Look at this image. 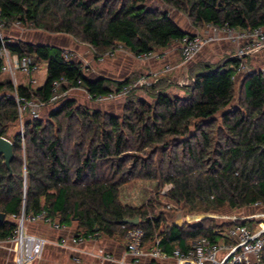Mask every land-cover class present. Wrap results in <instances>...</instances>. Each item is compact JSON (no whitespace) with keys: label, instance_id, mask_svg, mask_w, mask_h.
Instances as JSON below:
<instances>
[{"label":"trees","instance_id":"16d2710c","mask_svg":"<svg viewBox=\"0 0 264 264\" xmlns=\"http://www.w3.org/2000/svg\"><path fill=\"white\" fill-rule=\"evenodd\" d=\"M162 1L197 30L208 24L264 28V0ZM0 19L4 28L20 23L70 35L93 48L97 59L119 45L138 56L193 35L149 0H0ZM4 47L30 57L37 67L46 64L47 78L38 87L0 78V138L14 149L10 169L0 156V213L6 214L1 240L17 227L12 217L23 212L46 211L62 225L76 222L74 235L120 236L125 246L127 230L141 227L148 247L157 241L169 253L187 250L204 237L225 241L230 228L250 224H175L156 200L142 206L122 202L121 189L136 180L157 182L159 188L171 185L165 196L190 211L238 210L257 202L264 208V74L255 69L244 76L236 105V83L243 73L236 52L223 63L200 65L192 83L182 86L184 96L171 95L172 82L160 78L143 87L153 102L131 95L123 115L116 116L80 107L69 93L79 87L106 95L132 83L131 78L91 77L56 44L1 38L0 76ZM62 78L69 84L59 93L67 94L51 102L53 83ZM15 93L52 107L48 118L29 112L21 117ZM136 217L138 225L125 223Z\"/></svg>","mask_w":264,"mask_h":264},{"label":"rangeland","instance_id":"374dc122","mask_svg":"<svg viewBox=\"0 0 264 264\" xmlns=\"http://www.w3.org/2000/svg\"><path fill=\"white\" fill-rule=\"evenodd\" d=\"M149 3L161 9L169 10L175 21L191 34L208 32L206 27L204 31L203 29L197 30L194 28L186 15L167 6L162 0H149ZM2 34L4 39L10 41L56 44L62 47L69 56L72 55L76 61L80 62L83 69L91 77L103 76L118 81L131 78L132 81L138 82L137 87L132 91L133 93L129 92L125 96L103 101H96L90 98L82 89H71L69 96L75 99L80 107L86 108L89 111H100L101 113L113 114L116 116L123 115L124 107L131 95L141 97L148 102H153V99L145 93L143 87L144 85H150L160 78H167L172 82L173 85L168 88V92L171 95L184 96L182 86L192 83L193 76L200 70V65L203 63H223L227 58L235 55L237 48L236 45L232 44L230 41L221 39L217 41L216 44L205 47L189 63H183L181 58V44L177 42L171 45L168 53H166L165 59L151 60H141L128 49L119 45L116 48L117 51L114 57H106L103 61H99L95 57L93 48L77 41L70 35L52 34L32 27L22 26L20 23H15L8 28L5 27ZM155 52L161 54L163 50L156 49ZM166 65H171L173 69L171 71H166ZM248 65V69L243 71L239 81L236 83V105L239 102L241 82L244 76L255 69L264 72V50L252 56L248 60ZM46 77V64L41 63L35 72L37 83L34 87L44 84ZM0 78H10L16 86L23 83L28 84V78L19 71L16 72L15 79L9 72H4V74H1ZM51 109L52 107L49 106L43 107L40 109L39 115L47 119ZM22 123L21 121L20 124ZM16 129H18V126L12 127L11 132L14 133ZM165 189L166 186L164 188H159L157 182L154 181L136 180L125 185L121 189V200L123 203L131 206H142L146 205L150 199L156 200L159 205L163 207L164 211L168 213L169 220L179 225L204 224L206 226H216L224 223H241L245 220H248V222L252 224L253 222L256 223L264 219V208L255 206L238 210L225 207L214 212L190 211L183 205L171 203L167 196H165L167 193L164 192ZM160 210L161 209L158 208L156 213ZM26 227L30 233L40 235L48 240L42 258L33 264H76L73 258L70 257L72 252L55 244L57 239L61 236L73 235L77 231L76 222H74L72 226H69L66 232L57 231L53 229L51 225L43 222L27 223ZM119 238L120 236L114 239L102 236L98 244L102 248L108 250H113L115 246L123 248L124 240ZM98 261L100 264H108L100 260ZM0 264H14L13 255L1 245Z\"/></svg>","mask_w":264,"mask_h":264},{"label":"built area","instance_id":"2783aa9c","mask_svg":"<svg viewBox=\"0 0 264 264\" xmlns=\"http://www.w3.org/2000/svg\"><path fill=\"white\" fill-rule=\"evenodd\" d=\"M5 23L0 19V38L3 37ZM206 33H197L187 35L179 43L181 44V58L183 63L192 61L205 47L221 39L230 41L236 45V57L239 60L238 71L243 72L248 69V60L254 54L264 50V28L256 27L245 30H238L230 27H219L208 24ZM117 49H112L98 58L103 61L106 57H114ZM3 55L5 63L2 67L3 72H9L16 78V72L19 71L28 77L30 85H35L37 80L35 72L37 66L30 57L12 55L4 47ZM69 54L66 53L65 56ZM72 56V55H70ZM166 53H157L155 51L145 52L138 55L141 60L165 59ZM173 67L166 65L165 70L171 71ZM264 74V72H263ZM143 80V79H142ZM79 83H81L79 81ZM69 81L62 78L53 83V93L51 102L58 101L65 96V93H59L63 85H68ZM138 82L133 81L124 86L121 90L110 92L106 95L88 96L96 101L106 99H116L127 95L134 90ZM78 89H81L78 87ZM14 98L18 103L20 116L29 112L32 117H39V111L46 106L43 101L32 100L21 97L17 93ZM23 131V123L21 124ZM171 188L167 185L165 193ZM256 207L262 206L261 202L255 203ZM17 221V227L6 239H0V245L5 247L12 255L14 264H33L43 256L48 240L40 235L32 234L28 231L27 223L43 222L52 226L53 229L66 232L67 225H62L48 216L46 211L26 215L24 212L20 217H12ZM65 235V234H64ZM98 234L68 235L61 236L56 241V245L74 253V260L80 262L79 255L87 254L101 262L115 264H264V219L252 224H238L230 228L226 233V239L222 242H214L210 238L204 237L193 241L189 249L181 250L179 248L166 252L156 241L151 246L145 244L146 233L141 227L129 228L126 233V249L121 257H116L113 253L104 248H97L88 251L84 247L89 241H96Z\"/></svg>","mask_w":264,"mask_h":264},{"label":"crops","instance_id":"0c3cea01","mask_svg":"<svg viewBox=\"0 0 264 264\" xmlns=\"http://www.w3.org/2000/svg\"><path fill=\"white\" fill-rule=\"evenodd\" d=\"M177 43L180 44L179 42H177ZM169 49H170V47H169L168 49L163 50V52H164V53H168ZM253 56H255V54H254ZM251 57H252V56H251ZM251 57H250V58H251ZM250 58H249V59H250ZM26 77H27V76H26ZM27 78H28V77H27ZM46 78H47V77H46ZM24 84H26V83H24ZM42 85H43V84H42ZM42 85H41V86H42ZM100 239H102V236L98 235L96 241H89V242H87L84 248H85L86 250H88V251H92V250H95V249H97V248H102V247L98 244V242L100 241ZM125 247H126V246H125V244H124V247H123V248H121V247L119 248V247L115 246V247L113 248V250H108V249H106V250L109 251V252H111V253H113L116 257H121L122 254H123L124 251H125ZM104 249H105V248H104ZM74 256H76V255H74V253H71V254H70V257H72L73 260H74ZM80 258L82 259L80 262H76L75 260H74V262H75L76 264H100L98 260L94 259L93 257H91V256H89V255H87V254H82V255L80 256ZM106 263H108V262H106ZM108 264H110V263H108ZM111 264H115V263H111ZM169 264H172V263H169Z\"/></svg>","mask_w":264,"mask_h":264},{"label":"water","instance_id":"95a60500","mask_svg":"<svg viewBox=\"0 0 264 264\" xmlns=\"http://www.w3.org/2000/svg\"><path fill=\"white\" fill-rule=\"evenodd\" d=\"M0 156L4 157L5 164L10 169L11 162L14 158V149L12 142L6 138H0ZM5 217L6 214L0 213V222L4 221ZM125 223L138 225L139 219L136 217L134 219L126 220Z\"/></svg>","mask_w":264,"mask_h":264}]
</instances>
